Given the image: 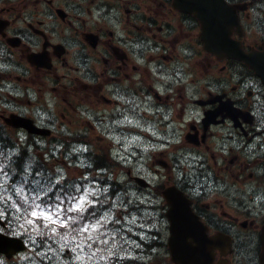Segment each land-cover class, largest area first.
<instances>
[{"label":"flooded vegetation","instance_id":"obj_1","mask_svg":"<svg viewBox=\"0 0 264 264\" xmlns=\"http://www.w3.org/2000/svg\"><path fill=\"white\" fill-rule=\"evenodd\" d=\"M174 1L0 0V132L52 154L51 148L60 152L58 143L49 144L54 136L70 137L59 139L64 152L87 143L91 132L126 130L143 163L136 175L150 184L134 185L158 202L154 211L141 205L156 217L141 232V264H176L163 191L180 190L175 156H196L214 182L199 196L185 190L184 211L213 243L200 248L185 236V258L192 264H264V200L258 199L264 147H248L264 140V68L258 73L207 51L201 22ZM226 1L249 2L239 16L243 23L250 19L251 30L241 37L230 32L246 51L259 52L251 63L264 65V9L257 10L256 0ZM56 112L74 115L77 127L63 130L50 115ZM12 115L50 133L8 126Z\"/></svg>","mask_w":264,"mask_h":264},{"label":"snow or ice","instance_id":"obj_2","mask_svg":"<svg viewBox=\"0 0 264 264\" xmlns=\"http://www.w3.org/2000/svg\"><path fill=\"white\" fill-rule=\"evenodd\" d=\"M220 7L223 9L221 14L230 11L224 0ZM256 7L258 11L264 9V0H256ZM195 9L201 16L206 10ZM125 120L128 118L125 117ZM248 147L250 151L264 147V140ZM174 164V185H179L180 190L177 191L174 186L163 193L171 206L169 218L178 236L192 235L196 244L205 248L213 243V239L205 235V229L185 216L187 201L184 191L197 196L210 192V182H214L212 174L191 154L175 156ZM110 195H116L117 199H109ZM252 195L256 193L252 192ZM258 199L264 200V191ZM157 203L128 189L121 193H109L106 188L95 187L83 175L79 180H69L62 168L51 169L26 150L10 148L5 151L0 146V222L15 224L20 231L14 234L28 237L40 264L44 261L48 264H98L100 261L120 264L122 261H134L136 257L132 255L131 246L138 249L141 245L132 240V229L136 228L139 235L145 225L152 227V222L156 220L141 205L150 204L154 211ZM3 223H0V230ZM144 238L140 236V239ZM0 264H4L2 259Z\"/></svg>","mask_w":264,"mask_h":264},{"label":"rangeland","instance_id":"obj_3","mask_svg":"<svg viewBox=\"0 0 264 264\" xmlns=\"http://www.w3.org/2000/svg\"><path fill=\"white\" fill-rule=\"evenodd\" d=\"M249 22H250V19H248V22L246 23L247 27L250 25V24H248ZM250 30H251V26H250ZM256 36H257V34H256ZM249 42H251V36L249 37ZM50 115H51V117L57 116V121L59 123H62L63 130L77 127V123L74 122V115L68 116L65 118H61L59 112H56V114L52 113ZM97 136H101L97 131L91 132L88 134V140L92 144L96 143V146L100 147L102 149L107 147L108 145H110L111 141L114 143H118V142L122 141V138H120L118 136H115V137L113 136V138L110 136H106L104 139L102 138V136L101 137H97ZM123 147L126 151L123 150L121 156H124L125 153H127V152H133V150L130 148L129 141H126V143L123 144ZM34 154L32 152L30 154L33 156L34 159H36V156L39 155V156H37L38 158H41L40 156H42L45 161H48L49 168H51V169H55L57 167L62 168L64 170V172L66 173L69 180H74V179L79 180L81 175L84 176L82 170L78 166L75 167L74 165H70L67 162H65V158L63 157L64 156L63 153L59 154V156L55 155L53 158H48V156L44 155V153H42V152L38 153V152L34 151ZM106 157H108V156H106ZM81 163H83V161ZM130 163H134V162H130ZM142 164L143 163H139V165H131L130 167H125V166H120V165L112 166L114 171L111 170L110 173L108 174V176L113 177V175L115 173L116 179L120 181L124 190L128 189L130 192H135V193H137L138 196H140V195H142V193H139V192H137V191H135L129 187V184L127 182H132V184H134V183H133V181H131L128 178L127 174L134 175L133 172L136 173L138 169L140 171ZM120 174H124V176L123 175L120 176ZM90 182L93 183L95 187L101 188L99 186L98 180H96V182H92V181H90ZM152 182L157 183L158 180L156 178H154V179H152ZM116 185H117V182H113L111 185L112 187L106 186L103 188L108 189L109 193H121L124 191L121 188L115 187ZM156 192H157V189L154 190L153 194H155ZM142 196L144 198L146 197V195H142ZM108 198L111 200H116L117 196L116 195H110ZM106 206H107V204L105 202V207ZM3 226H4V228L2 227V230L4 231L7 229L10 232V234H14V233H17L20 231L18 228H16L15 224L4 223ZM126 231H127V226H125V232ZM136 233L137 232L135 231V228H133L132 229V240L135 241L136 243H138L135 240ZM14 235H17V234H14ZM22 236L25 237V239L28 242V237L24 236V235H22ZM131 247H132V255L135 257L139 256V253L137 252V248H135L134 246H131ZM138 249H140V248H138ZM42 251H47V249H42ZM35 253H36V249L33 248V245L28 243V247L26 248V250L16 254L13 258L6 259L4 256L0 255V259L3 260L4 264H40V258ZM24 257H30V259H24ZM145 259L146 258L143 257V260H145ZM127 262L128 261H122V262H120V264H127ZM44 264H48V262L44 261ZM98 264H105V262L100 261V262H98Z\"/></svg>","mask_w":264,"mask_h":264},{"label":"water","instance_id":"obj_4","mask_svg":"<svg viewBox=\"0 0 264 264\" xmlns=\"http://www.w3.org/2000/svg\"><path fill=\"white\" fill-rule=\"evenodd\" d=\"M199 1V0H198ZM203 3V2H201ZM211 3V4H210ZM207 5H203L201 7L202 9H206L205 13L203 16L197 13L196 9L193 8V3L186 5V8L189 7L191 12H194L197 17L203 22V37L205 39V42L208 46V48H211L213 52H219L221 50L225 51L227 48H230L231 46V52L227 53V55L231 56H238L240 54V58H242L247 64L251 66V53L250 55H244L242 54V51L239 48V45L236 43H233L232 45L230 44V40L228 39L227 35L229 33L228 27L229 26H237L238 27V17H237V10L239 8H243L245 4H234V5H229L225 1L224 3L228 5V8L230 11H228L226 14H221L223 9L220 7L223 4V0H213ZM179 8L185 9L183 4L178 5ZM198 7L199 3H198ZM211 7V8H209ZM209 8V9H208ZM220 29V31L216 34V37H219V42H215L214 38H211V30H217ZM218 45V46H216ZM255 65V64H254ZM255 67H257L255 65ZM28 128H30L29 125H27ZM33 130V129H32ZM185 216L188 218L190 221V214L187 211H184ZM172 222V236L170 237V249H171V254L173 260L177 264H192V262L188 259L185 258L186 252L185 250V245L183 242V237H180L176 234L175 231V225ZM174 229V230H173ZM189 236V235H186ZM177 239V242L171 243V239ZM9 248V256L17 250H20L24 247L23 243L21 240L16 239V238H9L6 236H3L0 234V251H5L4 248Z\"/></svg>","mask_w":264,"mask_h":264}]
</instances>
